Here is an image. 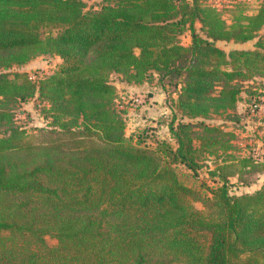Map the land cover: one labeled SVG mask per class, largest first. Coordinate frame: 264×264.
Returning a JSON list of instances; mask_svg holds the SVG:
<instances>
[{"label":"trees","instance_id":"trees-1","mask_svg":"<svg viewBox=\"0 0 264 264\" xmlns=\"http://www.w3.org/2000/svg\"><path fill=\"white\" fill-rule=\"evenodd\" d=\"M221 13L212 0L94 9L82 0H0V264H264V182L231 193L255 184L264 162L239 155L225 123H208L238 120L241 94L258 96L262 42L229 52L217 42L260 39L264 4L231 25ZM185 29L189 46L180 42ZM44 55L61 59L58 70H18ZM113 75L136 85L179 80L171 142L152 148L126 136ZM35 97L49 120L37 135L14 123L16 107ZM208 157L210 193L178 171L197 176Z\"/></svg>","mask_w":264,"mask_h":264},{"label":"rangeland","instance_id":"rangeland-1","mask_svg":"<svg viewBox=\"0 0 264 264\" xmlns=\"http://www.w3.org/2000/svg\"><path fill=\"white\" fill-rule=\"evenodd\" d=\"M88 9L100 7L102 4L112 2L114 0H82ZM212 3L221 10L223 18L227 25H231L235 20L242 16L254 14L260 5L264 4V0H212ZM200 24L196 22L195 29L200 35H204L200 29ZM43 34L55 33L54 29L44 28ZM260 39L251 40L246 43H233V42H217V46L229 52L231 50H254L256 49L255 43L262 42L261 51L264 52V30L260 34ZM191 34L189 29H185L180 35V42L183 45L189 46L191 44ZM136 53H139L136 50ZM61 64V59L57 56L44 55L33 59L30 63L18 67L20 72L27 71L30 74L37 73L38 75H50L53 71L58 70ZM255 81L259 91L257 94L264 90V77L258 76ZM176 79H165V85L160 83H144L136 85L132 82L126 81L124 75H113L111 83L117 89L116 107L125 119L126 136L136 142L137 139L148 147L155 148L157 142L165 141L171 142L170 133L168 130V122L172 120L173 115L176 114L178 119H181L180 114L175 110L174 102L177 99ZM248 84H245V87ZM241 100L237 106V113L239 119L229 120L219 115L212 116V120L208 123L218 125L225 123L228 130H233L238 137L235 142L238 145L242 144V149L239 155H250L256 153L257 156L264 158V114H256L248 112V105L250 97L246 93L241 94ZM256 96V98L258 97ZM263 104V103H262ZM43 103L35 97L23 102L16 107L14 123L17 127L25 129L28 133H35V129H43L49 122L46 120L41 107ZM244 145V146H243ZM240 146V145H239ZM213 158H206L202 169L197 176H193L186 167L179 166L178 171L181 179L189 186H194L202 192H211L213 185L208 178L207 168L215 166ZM247 179H253L247 176ZM207 180V181H206ZM208 182V184H207ZM264 182V174L258 176L256 183L248 187H237L231 189L232 194L252 193L256 191L259 186ZM199 209H202L200 204H197ZM47 243L50 246H55L57 241L52 237H47Z\"/></svg>","mask_w":264,"mask_h":264},{"label":"built area","instance_id":"built-area-1","mask_svg":"<svg viewBox=\"0 0 264 264\" xmlns=\"http://www.w3.org/2000/svg\"><path fill=\"white\" fill-rule=\"evenodd\" d=\"M248 110H249L248 112H250V113L252 112V113H256V114H261V113L264 114V90L261 91V93L259 94V96L257 98L254 97L250 101V103L248 105ZM239 145H240V147L242 146L241 143ZM249 156H252L256 162H264V158L257 156L256 153H254V154L252 153Z\"/></svg>","mask_w":264,"mask_h":264},{"label":"crops","instance_id":"crops-1","mask_svg":"<svg viewBox=\"0 0 264 264\" xmlns=\"http://www.w3.org/2000/svg\"><path fill=\"white\" fill-rule=\"evenodd\" d=\"M171 137V136H170ZM264 174V173H263ZM263 174H261V175H263ZM260 176V175H259ZM260 187V186H259Z\"/></svg>","mask_w":264,"mask_h":264}]
</instances>
